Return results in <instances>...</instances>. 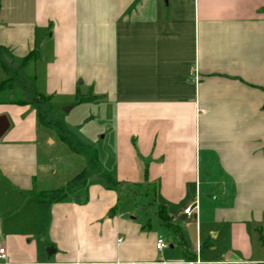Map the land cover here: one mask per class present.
Instances as JSON below:
<instances>
[{"label": "crops", "instance_id": "obj_1", "mask_svg": "<svg viewBox=\"0 0 264 264\" xmlns=\"http://www.w3.org/2000/svg\"><path fill=\"white\" fill-rule=\"evenodd\" d=\"M55 97L102 104L110 175L58 184ZM3 116L0 264H264V0H0Z\"/></svg>", "mask_w": 264, "mask_h": 264}, {"label": "rangeland", "instance_id": "obj_2", "mask_svg": "<svg viewBox=\"0 0 264 264\" xmlns=\"http://www.w3.org/2000/svg\"><path fill=\"white\" fill-rule=\"evenodd\" d=\"M31 70L32 59L23 69L24 81L21 74L18 76V80L21 79L26 86V94L31 93L29 90V78L33 75ZM81 92L85 93L86 90ZM19 96L22 95L20 94ZM72 104H74L73 107H71ZM51 106L52 108L50 113L47 114V118L58 122V125L40 126L39 157L51 160L53 163H51L52 170L57 169L58 184H61L62 180H65L64 184H66L71 181L72 176L81 171L83 166L98 170L96 169L98 165L95 164L93 166L91 155L85 152L79 153V148H77V152L72 151L71 147L61 140L60 135L63 134L70 137L76 144L88 145L95 151L96 149L106 150L110 146L112 147L113 144V138L108 126V124L112 125V123L109 119L110 116L104 114L102 104L89 106V104H76L73 99L65 100L55 97L51 100ZM58 126H61L62 133L60 132L61 130L59 131ZM98 167L101 170L100 166ZM102 171L110 175L108 171ZM129 191H134L137 194L135 195V202L145 207L146 212L150 213L149 207L152 205V197L150 194L147 195V189L140 186H131Z\"/></svg>", "mask_w": 264, "mask_h": 264}, {"label": "trees", "instance_id": "obj_3", "mask_svg": "<svg viewBox=\"0 0 264 264\" xmlns=\"http://www.w3.org/2000/svg\"><path fill=\"white\" fill-rule=\"evenodd\" d=\"M26 58H27V57H26ZM92 98H95V96H94V95H91V96H81V97H78L76 101H77V103H79V102H82V101L91 100ZM33 99H34L36 102H38L36 96H34ZM21 102H22V101H21ZM39 102H41V101L39 100ZM46 108H49V105H47ZM37 118H38V121H39L40 123H42V124H53V125L55 124L56 126L58 125V122H56V121L47 120V116H46V114H45V111L42 110L41 107H38ZM58 128H59V131L61 130L60 132L62 133L61 126H58ZM60 137H61V139H62L64 142H66V143L71 147V149H72L74 152H77V151H78L77 148H79V149H80L79 152H85V153H87L88 155H91V159H92V161H93V162H91V163H93L92 165H93V166H94L95 164L97 165V155H96V151H95V150H92L89 146H84V145L81 146V144H79V143L76 144L75 142H73L72 139H70V137L64 136L63 134H61ZM85 173H86V170L83 169L80 173H78V174L72 179V181H75V180H78V179L84 177ZM107 175H108V174H106V176H107ZM63 195H64V193H63V194H60V195L58 196V198H62Z\"/></svg>", "mask_w": 264, "mask_h": 264}, {"label": "built area", "instance_id": "obj_4", "mask_svg": "<svg viewBox=\"0 0 264 264\" xmlns=\"http://www.w3.org/2000/svg\"><path fill=\"white\" fill-rule=\"evenodd\" d=\"M190 74L192 75L193 79L195 81L198 80V69L195 66L192 71L190 72ZM198 205L195 202L188 204L184 209H183V213L190 215L193 211L197 210ZM168 246V244L164 241V239L162 237H158L155 241V247L158 250H162L164 248H166ZM7 254L6 251L4 249V247H0V263H5L7 260ZM123 264H138L137 262H127V263H123Z\"/></svg>", "mask_w": 264, "mask_h": 264}, {"label": "water", "instance_id": "obj_5", "mask_svg": "<svg viewBox=\"0 0 264 264\" xmlns=\"http://www.w3.org/2000/svg\"><path fill=\"white\" fill-rule=\"evenodd\" d=\"M2 119H5L4 116L3 117H0V136L4 133V131L6 130V128L8 127L7 123L5 125H3L1 123V120Z\"/></svg>", "mask_w": 264, "mask_h": 264}]
</instances>
